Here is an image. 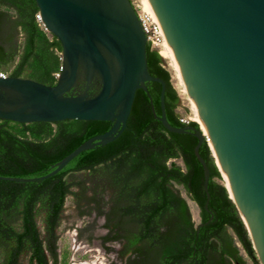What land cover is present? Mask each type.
<instances>
[{
  "label": "trees",
  "instance_id": "obj_1",
  "mask_svg": "<svg viewBox=\"0 0 264 264\" xmlns=\"http://www.w3.org/2000/svg\"><path fill=\"white\" fill-rule=\"evenodd\" d=\"M39 13L36 0H0V72L54 85L62 65V43L45 29ZM147 58L150 73L166 82L168 121L200 129L198 122L184 121L176 111L178 92L163 57L149 42ZM147 87L161 115L162 85L150 81ZM112 125L109 120L22 123L0 118V175L47 174L80 144ZM197 143L193 132L166 129L155 117L147 91L139 88L127 126L115 140L81 152L44 180L0 179V264H24V254L28 264H50V257L57 264V230L69 195L75 196L81 217H93V223L104 219L107 231L101 239L105 245H122L118 252L123 264H248L243 251L254 264H261L235 202L217 180L222 173L205 138L200 154L211 173L206 208L203 165L194 152ZM176 184L201 209L205 225L199 233ZM107 249L114 250L109 245Z\"/></svg>",
  "mask_w": 264,
  "mask_h": 264
},
{
  "label": "water",
  "instance_id": "obj_2",
  "mask_svg": "<svg viewBox=\"0 0 264 264\" xmlns=\"http://www.w3.org/2000/svg\"><path fill=\"white\" fill-rule=\"evenodd\" d=\"M36 1L45 29L62 43L61 69L54 85L0 76V118L22 123L109 120L113 125L84 141L47 174L0 179L44 180L81 152L115 140L142 88L166 129L193 132L198 138L194 152L203 165L206 208L211 173L200 147L206 138L213 152L212 141L216 163L234 192L230 197L264 264V0H149L208 135L201 126L177 127L168 121L167 85L149 71L147 36L132 0ZM150 81L162 85L161 115L147 87ZM203 225H196L197 233Z\"/></svg>",
  "mask_w": 264,
  "mask_h": 264
},
{
  "label": "rangeland",
  "instance_id": "obj_3",
  "mask_svg": "<svg viewBox=\"0 0 264 264\" xmlns=\"http://www.w3.org/2000/svg\"><path fill=\"white\" fill-rule=\"evenodd\" d=\"M132 2L137 13L144 14L146 12L144 0H132ZM153 48L157 49L163 57L164 66L169 70L171 82L178 92L180 101L176 111L182 119L198 122L192 101L189 99L188 95L184 93L179 83L180 81L173 60L169 56H163L161 51L164 47H161V45L154 46ZM81 89L83 90L85 87L82 86ZM199 125L201 126L200 123ZM176 161L180 164L183 163L181 159H176ZM81 177L82 175L74 178L75 182H78ZM217 180L226 185V179L223 175L221 179ZM176 187L187 200L193 220L196 224L200 223V207L192 200L184 187L177 184ZM73 190H78L77 186L73 187ZM80 210L75 196L69 195L65 204L61 224L57 230L59 236L57 264H112L113 262L123 264V260L119 257L118 252L122 248V245L120 243H106L105 245L101 239V236L107 231L103 227L104 219L99 218L93 223V217H81ZM43 226L44 224L40 222L39 227L42 228ZM107 245L114 248V250L107 249ZM243 253L248 264H254L244 251ZM22 262L28 264V257L26 254L23 255ZM50 264H55L51 257Z\"/></svg>",
  "mask_w": 264,
  "mask_h": 264
},
{
  "label": "bare ground",
  "instance_id": "obj_4",
  "mask_svg": "<svg viewBox=\"0 0 264 264\" xmlns=\"http://www.w3.org/2000/svg\"><path fill=\"white\" fill-rule=\"evenodd\" d=\"M144 4H145V7H146V9L145 8L144 9L147 12H149L152 15V17L161 24L162 33H163V36H164L163 43H161V47H164V48L161 51V53L163 54V56H169L173 60L175 68L177 70V76H178L179 81H180L179 83L181 84L184 93L186 95H188L189 99L192 101V104L194 106V110H195L196 115H197V121L201 124V128L203 129L204 133L208 135V131H207L205 125H204V122H203V119L201 117L200 111H199V109H198V107H197V105H196V103H195L190 91H189L187 82H186V80H185V78H184V76H183V74L181 72V68H180L179 63L177 61L175 52L173 51L171 45L168 42V39H167L165 30H164L162 21L159 18L158 13L156 12V10L154 9V7L152 6V4H151V2L149 0H144ZM209 141H210L211 147L213 149V152L216 153L212 141L211 140H209ZM223 176L226 179V186L229 188L230 195L232 197H234V192H233V190H232V188H231V186H230V184H229V182L227 180V177H226V175L224 173H223Z\"/></svg>",
  "mask_w": 264,
  "mask_h": 264
},
{
  "label": "built area",
  "instance_id": "obj_5",
  "mask_svg": "<svg viewBox=\"0 0 264 264\" xmlns=\"http://www.w3.org/2000/svg\"><path fill=\"white\" fill-rule=\"evenodd\" d=\"M38 17L40 18V13ZM138 17L140 18L143 30L147 36V42H149L152 45V47L160 46L164 40L161 24L158 21H156L152 17V15L147 11L144 14L138 13ZM0 76H8V75L4 72H0Z\"/></svg>",
  "mask_w": 264,
  "mask_h": 264
},
{
  "label": "flooded vegetation",
  "instance_id": "obj_6",
  "mask_svg": "<svg viewBox=\"0 0 264 264\" xmlns=\"http://www.w3.org/2000/svg\"><path fill=\"white\" fill-rule=\"evenodd\" d=\"M138 14V13H137ZM185 126H192L191 124H185L184 126L181 127H185ZM193 127V126H192Z\"/></svg>",
  "mask_w": 264,
  "mask_h": 264
}]
</instances>
